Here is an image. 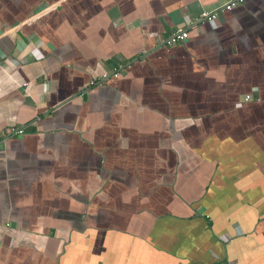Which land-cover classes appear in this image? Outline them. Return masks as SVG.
I'll return each instance as SVG.
<instances>
[{
    "label": "crops",
    "instance_id": "1",
    "mask_svg": "<svg viewBox=\"0 0 264 264\" xmlns=\"http://www.w3.org/2000/svg\"><path fill=\"white\" fill-rule=\"evenodd\" d=\"M228 1L0 0V264H264V0Z\"/></svg>",
    "mask_w": 264,
    "mask_h": 264
},
{
    "label": "built area",
    "instance_id": "2",
    "mask_svg": "<svg viewBox=\"0 0 264 264\" xmlns=\"http://www.w3.org/2000/svg\"><path fill=\"white\" fill-rule=\"evenodd\" d=\"M244 0H229L225 4L221 5L219 9H216L214 11L210 12H201L199 17L201 21L205 22H211L216 19L217 12L220 10H230L237 5H240L243 3ZM187 39V33L186 31L182 30V28H177L175 31H173L166 39L160 40L159 44L164 47H170L177 43H183ZM0 59H3V56L0 53ZM121 70V67L117 65L115 68H113L112 72L110 74H102L100 77H98L96 80H91L88 82V86H94V85H100L103 84L109 77H116ZM249 100V97L247 96L245 99ZM11 135H21L22 130L21 129H15V128H9L7 131Z\"/></svg>",
    "mask_w": 264,
    "mask_h": 264
}]
</instances>
